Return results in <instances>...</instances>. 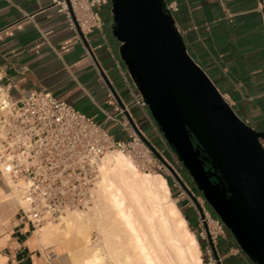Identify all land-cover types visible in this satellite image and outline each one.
I'll use <instances>...</instances> for the list:
<instances>
[{"label": "crops", "instance_id": "crops-1", "mask_svg": "<svg viewBox=\"0 0 264 264\" xmlns=\"http://www.w3.org/2000/svg\"><path fill=\"white\" fill-rule=\"evenodd\" d=\"M164 1L175 3L171 15L188 54L235 113L264 133V17L257 0ZM110 10V2L98 7L101 28L79 39L53 0H0V89L14 100L35 90L49 91L117 138L125 136L117 122L125 116L175 168L172 151L150 111L134 103L140 93L120 60ZM8 189L0 175L1 217L7 209L19 207ZM171 189L189 230L205 245L197 237L198 218L188 197L175 183ZM16 210L9 225L0 229V264H59L62 247L42 246L37 229ZM226 235L220 241L229 240L228 249L238 247ZM218 246L220 264L250 261L244 253L231 255L228 249L224 256Z\"/></svg>", "mask_w": 264, "mask_h": 264}, {"label": "water", "instance_id": "water-1", "mask_svg": "<svg viewBox=\"0 0 264 264\" xmlns=\"http://www.w3.org/2000/svg\"><path fill=\"white\" fill-rule=\"evenodd\" d=\"M163 3L110 0L119 56L196 188L238 247L264 264V133L235 113L188 54Z\"/></svg>", "mask_w": 264, "mask_h": 264}, {"label": "built area", "instance_id": "built-area-1", "mask_svg": "<svg viewBox=\"0 0 264 264\" xmlns=\"http://www.w3.org/2000/svg\"><path fill=\"white\" fill-rule=\"evenodd\" d=\"M53 2L81 39L78 31L84 36L101 28L98 7L110 0ZM163 5L169 14L176 9L174 1ZM257 9L264 17V0H257ZM134 103L142 110L148 108L141 95L134 97ZM117 122L123 138L49 91L35 90L14 100L0 89V175L19 193L24 204L17 209L20 219L36 230L66 210L92 205L99 165L108 151L128 154L140 170L161 172L163 165L143 133L125 116ZM189 200L198 218L197 235L205 241L203 264H220L215 246L225 237L226 227L205 199ZM228 252L237 255L242 250L233 247Z\"/></svg>", "mask_w": 264, "mask_h": 264}, {"label": "bare ground", "instance_id": "bare-ground-1", "mask_svg": "<svg viewBox=\"0 0 264 264\" xmlns=\"http://www.w3.org/2000/svg\"><path fill=\"white\" fill-rule=\"evenodd\" d=\"M125 154L113 150L103 155L95 199L86 207L93 216L80 211L84 208L66 210L56 224L37 230L39 242L64 235L78 244L81 238L86 253L74 256L72 264H203L197 238L172 201L165 177L140 171Z\"/></svg>", "mask_w": 264, "mask_h": 264}, {"label": "rangeland", "instance_id": "rangeland-1", "mask_svg": "<svg viewBox=\"0 0 264 264\" xmlns=\"http://www.w3.org/2000/svg\"><path fill=\"white\" fill-rule=\"evenodd\" d=\"M120 60H121V58H120ZM121 62L123 63L122 60H121ZM162 136H163V134H162ZM163 138H164V136H163ZM164 140H165V138H164ZM166 143H167V141H166ZM168 148H170V150L172 151V158H174V160H175V162H174L173 165L175 166V168H173L171 166L172 164H169L168 163L169 158L164 153L157 152L154 148L153 149L157 152V153H154L156 159L157 160L159 159L160 160V163L163 165L162 168H161V172H159V171H157V172L158 173H162V175L165 177L166 181L168 182V186L170 187L171 196L175 200V197H176L175 192H173V189H171V184L172 183H175L184 192L183 194L188 197V200L191 199V200L195 201L194 199H196V198L199 199V200H201L202 198L204 199V197L202 196L201 192L194 185V182H193V180H192L189 172L186 170V168L183 167L182 162L178 158V156L175 153V151H173L171 149V147H169V146H168ZM169 167H171V169ZM140 171L143 172V170H140ZM148 172H150V171H148ZM150 173L152 174L153 172H150ZM179 179L183 182V184L186 186L187 189H185L184 186H182L180 184ZM8 190H9V192L13 193L15 189L9 188ZM14 196H15V200L17 201L18 205L19 206H22L21 198H19L20 196H19V194H18V192L16 190H15ZM205 205H207V202L206 201H205ZM210 209H211V207H210ZM15 210H16L15 208H11L9 210L7 209L4 212V216H2V217L0 216V229L1 228L3 229L4 227H6V226L9 225L10 220L14 216V211ZM83 210H80V211L85 212L86 214H89V215L93 216V209L88 210V208H84ZM211 211L213 212L212 209H211ZM47 223H54V224H56L57 223V220L48 221V222L44 223L43 225H45ZM39 228H41V227H39ZM94 232L95 231H91L90 232V235H91L92 239H95L96 238V233H94ZM226 234H228V236H230V238H232L235 241L234 237L232 236V234L230 233V231L227 228L225 230V235ZM62 236H64V235H62ZM62 236L57 235V237L53 238L52 240H49L47 242L43 241V242H39V243L42 246H45V245H58V246L62 247V251H61V254H60L59 264H72V261L71 260H73L74 256H76V257L79 258V256L82 257L86 253L85 252V248H84L85 246H84L83 240H80L81 238H79V243L77 244V240H74V238H72L70 236H68V237L67 236H64L65 237L64 238ZM197 237L200 239V237L198 235H197ZM224 238H226V237H224ZM198 242H199L200 248H202L204 245L201 244L200 241H198ZM235 243H236V241H235ZM218 244H219L218 250L220 251V253L222 255L225 256V254L227 253L228 246H229V240L222 241V242L220 240H218ZM242 253H244V252L242 251ZM203 254L204 253L202 252V257H203Z\"/></svg>", "mask_w": 264, "mask_h": 264}, {"label": "flooded vegetation", "instance_id": "flooded-vegetation-1", "mask_svg": "<svg viewBox=\"0 0 264 264\" xmlns=\"http://www.w3.org/2000/svg\"><path fill=\"white\" fill-rule=\"evenodd\" d=\"M201 158H202V154H201V156H200ZM183 165V164H182ZM207 165H209V167L207 166ZM183 167H184V165H183ZM204 167H205V169L206 170H209V171H213V168H212V166H211V164L209 163V162H207V161H205L204 162ZM185 168V167H184ZM187 170V169H186ZM212 181H217V178H216V176H211V178H210ZM195 185V184H194ZM202 194V193H201ZM203 196V195H202ZM205 199V198H204ZM209 205V204H208ZM214 213V212H213Z\"/></svg>", "mask_w": 264, "mask_h": 264}, {"label": "trees", "instance_id": "trees-1", "mask_svg": "<svg viewBox=\"0 0 264 264\" xmlns=\"http://www.w3.org/2000/svg\"><path fill=\"white\" fill-rule=\"evenodd\" d=\"M159 128V127H158ZM193 142L195 145H197L196 141L193 139ZM168 144V143H167ZM169 147H171L169 144H168ZM171 149L173 150V148L171 147ZM174 151V150H173ZM202 157H204V155H202ZM208 162V161H207ZM209 167V165H207ZM218 174V173H217ZM215 214V213H214ZM203 259H205V255L203 254Z\"/></svg>", "mask_w": 264, "mask_h": 264}]
</instances>
